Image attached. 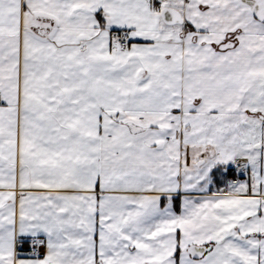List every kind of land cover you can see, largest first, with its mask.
Returning <instances> with one entry per match:
<instances>
[{
	"label": "snow or ice",
	"instance_id": "obj_1",
	"mask_svg": "<svg viewBox=\"0 0 264 264\" xmlns=\"http://www.w3.org/2000/svg\"><path fill=\"white\" fill-rule=\"evenodd\" d=\"M0 264H264V0H0Z\"/></svg>",
	"mask_w": 264,
	"mask_h": 264
}]
</instances>
